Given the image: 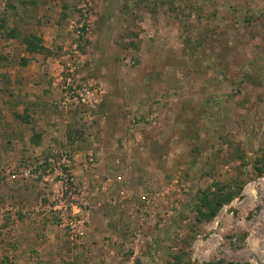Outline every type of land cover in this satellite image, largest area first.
<instances>
[{"label": "rangeland", "instance_id": "1", "mask_svg": "<svg viewBox=\"0 0 264 264\" xmlns=\"http://www.w3.org/2000/svg\"><path fill=\"white\" fill-rule=\"evenodd\" d=\"M195 1L216 16H191L192 56L162 0H0V264H264V80L242 78L264 0L175 7ZM237 177L198 221L195 196Z\"/></svg>", "mask_w": 264, "mask_h": 264}, {"label": "trees", "instance_id": "2", "mask_svg": "<svg viewBox=\"0 0 264 264\" xmlns=\"http://www.w3.org/2000/svg\"><path fill=\"white\" fill-rule=\"evenodd\" d=\"M163 3H169L172 5L173 9L178 10L181 15L178 16L180 22L182 25H184V42L185 46L188 49L189 53L193 56L198 54V49L201 47V44H203L202 40L200 37L194 36L193 34L190 33L192 30L191 26V16L197 14L198 16H203L206 20H211L214 19L216 16L215 12L208 11L206 9L204 3H201L200 1H195V3L190 6V8L187 7H182L175 5V3L178 0H162ZM183 18V19H182ZM202 18V17H201ZM248 24L249 23H262L264 22V9L257 11L255 13H249L248 17L246 18ZM264 27V25H263ZM203 35V34H202ZM201 35V36H202ZM25 44L27 45V49L30 52H38L42 54H48V48L42 43V39L35 34H30L25 37ZM264 63L257 61H254L252 64L248 65L245 67L243 73H242V78L245 80L257 83L260 82L259 80L262 79L264 80ZM240 78V77H239ZM233 82L235 80H232ZM77 136H81V131L79 129L75 130ZM69 141L73 143L75 140V137H73L69 133ZM36 142L38 140L36 139ZM212 145V144H211ZM198 145V149H200ZM239 151L236 152V158L238 160L244 161L245 160V154ZM207 161V162H206ZM205 164H207L206 168H210L211 162L209 161L208 157L205 158ZM247 165V163H245ZM254 168L256 172L260 175L264 174V150L262 151V154L260 157L257 159L256 162H253ZM209 170V169H206ZM209 175V171L203 172V175ZM244 186L243 180H241V177H237L234 180H229V181H222V180H217L214 181L210 186H208L206 189L202 190L200 194H198L195 199V208L197 211V220L198 221H204V220H211L214 217L217 216L219 213L220 209L227 203L231 202L234 198L240 195L242 189ZM183 257L178 255L174 256V264H195L192 261H188L187 263H181ZM199 264H247V263H241L237 261H225L223 259L219 260H211L207 262H202Z\"/></svg>", "mask_w": 264, "mask_h": 264}, {"label": "crops", "instance_id": "3", "mask_svg": "<svg viewBox=\"0 0 264 264\" xmlns=\"http://www.w3.org/2000/svg\"><path fill=\"white\" fill-rule=\"evenodd\" d=\"M9 41H13V38H10V40Z\"/></svg>", "mask_w": 264, "mask_h": 264}]
</instances>
